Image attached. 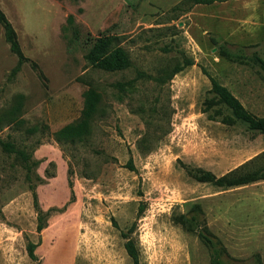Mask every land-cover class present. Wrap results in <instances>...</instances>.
<instances>
[{"label":"rangeland","instance_id":"obj_1","mask_svg":"<svg viewBox=\"0 0 264 264\" xmlns=\"http://www.w3.org/2000/svg\"><path fill=\"white\" fill-rule=\"evenodd\" d=\"M0 6L27 57L13 73L18 56L0 23V264H49L56 244L66 264H133L128 239L140 264H214L205 226L221 251L215 264H264V180L217 186L185 169L220 176L264 151V133L223 121L226 105L205 111L215 77L264 115V0ZM101 36L117 37L126 68L87 61ZM91 88L99 99L88 132L60 138L83 118ZM181 215L195 217V230Z\"/></svg>","mask_w":264,"mask_h":264},{"label":"trees","instance_id":"obj_2","mask_svg":"<svg viewBox=\"0 0 264 264\" xmlns=\"http://www.w3.org/2000/svg\"><path fill=\"white\" fill-rule=\"evenodd\" d=\"M195 3H212L214 0H193ZM0 23L4 27L7 41L11 45V49L18 56V65L14 69L13 73H16L21 67L22 63L27 59L24 55L15 28L11 21L7 17L6 13L0 6ZM85 58L93 66L100 68L105 71H119L123 70L129 65L130 57L128 52L119 45L116 36H101L98 37L93 46L85 54ZM257 62L264 71V58L257 56ZM186 66L175 67V73L179 72ZM210 92L214 94L216 99L210 98L205 101V111L211 109L215 103H223L232 111V116L224 117L223 121L229 124L234 123L236 120H240L248 125L252 130L264 133V115L259 116L249 111L242 101L224 84H222L215 77H211V89ZM98 94L91 88L86 92V102L84 107L83 118L74 123L64 126L58 131L60 138H70L74 136H81L88 132L90 128V118L93 115L96 104L98 102ZM4 146L9 150L13 151L14 146L11 143H4ZM264 155V151L252 158L251 160L241 164L240 166L218 176L209 170L202 168H194L186 166L185 169L190 176L201 182H210L217 186H238L264 180V164L261 167H255L256 160ZM71 184V180H70ZM52 210V209H50ZM178 220L179 224L182 225L186 230H195V226L190 222L194 220L186 219L185 216L181 215ZM43 224L39 225V230L43 229ZM200 238L203 242L210 247L213 251L211 252L212 262L219 263L221 251L217 248L216 239L217 237L209 230L207 226L204 227V231L199 232ZM36 243H30V256L32 259H37L34 253ZM125 248L131 257L133 264H140L139 249L132 239H128L125 242Z\"/></svg>","mask_w":264,"mask_h":264},{"label":"crops","instance_id":"obj_3","mask_svg":"<svg viewBox=\"0 0 264 264\" xmlns=\"http://www.w3.org/2000/svg\"><path fill=\"white\" fill-rule=\"evenodd\" d=\"M49 237H50V232H48V234L43 235V240L46 241L49 239ZM36 246H37V243H36ZM34 253H35V250H34ZM48 254L51 260L49 264H66L64 258L61 255V248L59 247V244H56L55 248L51 249ZM76 264H83V260L76 261Z\"/></svg>","mask_w":264,"mask_h":264}]
</instances>
